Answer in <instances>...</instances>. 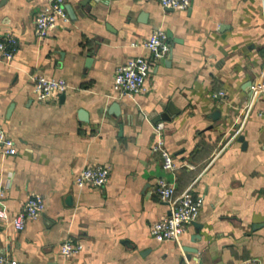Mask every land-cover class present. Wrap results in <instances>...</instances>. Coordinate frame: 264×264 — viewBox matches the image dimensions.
Returning <instances> with one entry per match:
<instances>
[{"label": "crops", "instance_id": "1", "mask_svg": "<svg viewBox=\"0 0 264 264\" xmlns=\"http://www.w3.org/2000/svg\"><path fill=\"white\" fill-rule=\"evenodd\" d=\"M44 3L0 0V35L18 39L13 59L0 62V125L17 148L0 155V205L13 215L29 194L45 202L21 230L0 219V255L23 264H230L252 256L264 264V97L250 92L264 77V0H190L185 10L158 0H65L67 19L38 38L33 18ZM157 27L169 54L150 68L144 93L116 95L115 68L148 56L142 43ZM37 75L68 88L38 100ZM169 102V120L155 121ZM158 122L174 171L151 150ZM94 163L109 168L108 181L78 188L74 174ZM158 178L202 198L195 242L192 225L178 240L150 236L151 223L169 212L153 191ZM67 238L82 250L63 259Z\"/></svg>", "mask_w": 264, "mask_h": 264}, {"label": "built area", "instance_id": "2", "mask_svg": "<svg viewBox=\"0 0 264 264\" xmlns=\"http://www.w3.org/2000/svg\"><path fill=\"white\" fill-rule=\"evenodd\" d=\"M163 8L185 10L190 0H158ZM65 0H45V3L36 11L33 24L34 34L38 38H44L54 27L58 19H67ZM135 45V43H131ZM142 47L149 52L148 56L136 55L130 57L124 63L115 68L113 74L112 89L116 95L133 96L144 93L147 90L146 78L153 64L167 57L170 52V43L166 31L157 27L153 29L143 41ZM18 49V39L11 32L0 35V62H9L13 59ZM33 92L38 100H49L56 94L64 93L68 88L62 78L37 75L33 77ZM251 95L264 97V77L254 81L250 85ZM214 97L224 96L222 90L213 94ZM248 109V107H247ZM247 109H245L247 111ZM258 115L264 121V105L258 110ZM163 122L153 126L155 140L151 145L152 151H159L162 159V167L167 171H174L176 164L170 153L162 147L161 133ZM17 148L13 139L0 125V155L14 156ZM109 179V168L105 165L94 163L86 164L74 174V183L78 188L99 187ZM154 194L162 201L169 204V212L151 223L150 236L158 241L178 240L181 233L195 221L202 206L200 196L193 197L188 191L176 194L175 185L165 178L156 179L153 187ZM2 193L0 194V196ZM45 208V202L41 195L32 193L25 199L20 209L10 215L0 205V219L4 220L16 230L23 229L27 220L36 219ZM82 250V244L67 238L59 245V254L67 259ZM0 264H23L17 259L7 255H0ZM230 264H262L260 258L252 256L236 260Z\"/></svg>", "mask_w": 264, "mask_h": 264}, {"label": "water", "instance_id": "3", "mask_svg": "<svg viewBox=\"0 0 264 264\" xmlns=\"http://www.w3.org/2000/svg\"><path fill=\"white\" fill-rule=\"evenodd\" d=\"M112 107H115V109H116L117 108V105H113ZM165 110H167V111H163L161 115H159L158 117L155 118V121H157L159 119L169 120L170 117L167 115V112L169 111V112L172 113V105H171L170 102L166 105ZM116 112H117V110H116ZM175 112H178V111H175ZM81 113H83V115L85 116V112L84 111L83 112L81 111ZM216 115H217V112L213 113L212 116L215 117ZM239 141H242L243 142V137L242 136L239 137ZM191 225L195 228V232L196 233L193 234V235H191L190 239H191L192 242H195L196 240H198L200 238L199 230L201 228V224L197 223L196 221H193L191 223ZM184 250L185 251H188V252H195L196 251V249L193 248V247H184Z\"/></svg>", "mask_w": 264, "mask_h": 264}]
</instances>
